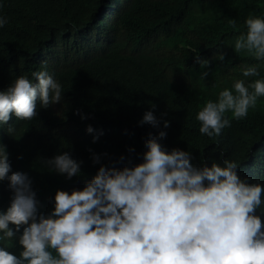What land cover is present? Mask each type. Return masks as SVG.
Segmentation results:
<instances>
[{
  "label": "trees",
  "instance_id": "16d2710c",
  "mask_svg": "<svg viewBox=\"0 0 264 264\" xmlns=\"http://www.w3.org/2000/svg\"><path fill=\"white\" fill-rule=\"evenodd\" d=\"M2 3L0 15L7 23L0 27V89L17 75L47 68L64 91L60 102L38 105L31 120L12 116L0 127L11 170L31 178L38 212L50 211L56 189L83 187L94 175L99 165L92 162V152L107 153L104 163L121 154L131 155L136 163L145 150L144 138L161 129L166 131L162 146L189 150L194 164L235 160L242 178L264 184V96L243 118L229 113L231 124L218 136L201 134L195 119L204 101L215 99L235 79L247 83L264 77V62L232 47L246 30V17L264 16V0ZM196 56L210 60L207 68ZM257 63L259 77L242 76V66ZM204 71L207 75L201 78ZM146 110L157 117V127L139 123ZM164 120L169 121L167 128ZM89 124L91 133L86 131ZM128 146L135 151L130 154ZM63 151L82 161L80 176L67 179L43 166V158ZM261 217L264 221V214ZM0 243L16 254L22 248L15 239Z\"/></svg>",
  "mask_w": 264,
  "mask_h": 264
},
{
  "label": "clouds",
  "instance_id": "9594fccd",
  "mask_svg": "<svg viewBox=\"0 0 264 264\" xmlns=\"http://www.w3.org/2000/svg\"><path fill=\"white\" fill-rule=\"evenodd\" d=\"M6 23L0 15V27ZM244 24L234 51L264 62V16L249 15ZM196 60L204 68L210 63L205 57ZM259 68V63L242 66V76L259 77ZM63 92L47 68L15 76L0 89V127L12 116L31 120L38 105L60 102ZM261 96L264 77L247 83L235 79L198 108L199 132L218 136L231 124L229 113L245 117ZM144 122L159 125L152 110L143 113L139 123ZM163 124L167 128L169 121ZM7 131L14 132L12 124ZM86 131L93 132L92 125ZM165 136L163 129L149 132L136 163L124 154L104 163L107 153L92 152L99 165L94 175L83 187L56 189L47 214L38 212L31 178L11 170L6 145L0 143V241L15 239L22 246L16 254L0 243V264H264V184L242 178L235 160L196 165L189 150L162 146ZM42 163L67 179L82 174V161L68 151Z\"/></svg>",
  "mask_w": 264,
  "mask_h": 264
},
{
  "label": "bare ground",
  "instance_id": "6f19581e",
  "mask_svg": "<svg viewBox=\"0 0 264 264\" xmlns=\"http://www.w3.org/2000/svg\"><path fill=\"white\" fill-rule=\"evenodd\" d=\"M58 36V35H57Z\"/></svg>",
  "mask_w": 264,
  "mask_h": 264
}]
</instances>
